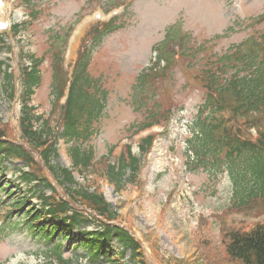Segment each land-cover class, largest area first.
I'll return each instance as SVG.
<instances>
[{"label":"rangeland","instance_id":"1","mask_svg":"<svg viewBox=\"0 0 264 264\" xmlns=\"http://www.w3.org/2000/svg\"><path fill=\"white\" fill-rule=\"evenodd\" d=\"M119 7L128 11L115 12L122 27L104 34L97 43L88 38L81 47L90 58L87 73L94 82L90 93L104 94V109L97 120L88 123L86 141H64L60 112L53 109L55 52L64 56V68L70 73L78 39L96 22H107L113 15L107 11ZM31 13L36 19L19 34L12 33L11 28L28 22ZM3 21L10 23V29L0 32L4 41L0 61L10 68L17 95L15 100L9 98L0 74V123L9 125L16 142L22 138L23 69L30 66L33 56L42 60L41 84L34 88L29 106L57 131L59 157L45 164L39 178L50 182L60 197L73 200L60 172L66 169L74 177L70 190L87 188L102 194L118 216L115 222L103 220L125 228L141 245L147 264H236L226 253L224 231L231 227L248 230L264 222V200L238 205L235 192L240 185L234 184L233 176H242L241 186L250 188L253 181L247 167L238 161L239 175H233L232 161L225 154L213 158L199 153L203 143L200 124L209 113H202L207 89L201 78L208 70L217 72L221 58L250 36L264 33V0H0ZM172 28H178L181 38L178 35L167 43L166 49L181 60L168 69L161 67L160 76L139 86L138 78L156 62V46ZM185 47L192 55L182 56ZM163 71H167L165 77ZM235 72L229 70L222 77ZM243 74L253 73L246 68ZM157 111L153 118L151 112ZM169 113L168 123L140 133L148 119L160 121ZM35 126L39 129L41 122ZM148 135L156 137L142 158L139 175L135 179L127 176L118 192L101 177L106 164L116 163L129 145L140 157V141ZM73 145L93 152L89 172L74 167ZM24 146L30 150L29 144ZM32 154L43 164L40 154ZM50 166L56 169L55 176ZM25 170L24 163L15 160L0 163V264H60L53 252L57 246L72 264H107L106 256L91 263L88 248L77 246L82 235L102 230L95 214L81 209L88 220L69 236L59 230L48 238L35 231L26 212L40 210V198L49 197L52 191L37 182L26 184L21 177ZM24 200L28 202L19 207L17 203ZM108 248L111 254L122 250L116 238ZM131 258L127 249L124 264H132Z\"/></svg>","mask_w":264,"mask_h":264},{"label":"trees","instance_id":"2","mask_svg":"<svg viewBox=\"0 0 264 264\" xmlns=\"http://www.w3.org/2000/svg\"><path fill=\"white\" fill-rule=\"evenodd\" d=\"M31 16L36 18L33 13ZM119 21L120 19H112L106 23L91 25L86 30L85 40L88 38L95 39L97 43L104 34L119 30L122 27L118 24ZM18 28V26L14 27V32H18ZM177 29H170L165 41L156 46L158 58L149 72L138 78L139 86L145 84L148 79L153 81L160 76L161 67L165 66L168 69V67H173L179 63L180 55L176 57L166 49L167 43L178 38V35L180 36ZM1 44L2 39H0V49L2 48ZM186 47L181 53L182 56L184 53L185 55H192V52ZM231 51L221 58V68L217 72L208 70L205 76L201 78L207 89L202 113L205 110L209 113L200 124L203 143L199 153L202 156L211 154L213 158L218 155L221 158L222 154H225L228 160L232 161L231 171L233 175H239L236 170L238 161L247 167V173L251 174V181H253V186L250 188L245 189L241 186L242 176H233L234 184L238 187L240 185V191L235 192L236 200H238V205L244 206L260 199L264 200V33L250 36L241 47L237 46ZM83 52H80L77 57L69 97L60 113L59 124L61 121L63 123V133L60 136L67 142L86 141L89 137L90 124L88 123L92 119L97 120L99 118L105 105L106 97L104 94L98 97L90 93V89L94 87V82L87 73L90 58ZM62 59V55L55 52L54 63L52 64V87L57 100L64 94L68 83V78L63 74ZM32 62L33 69L25 71V99L19 119L22 134L21 143H15L13 132L8 124L0 123V163L9 159L24 163L29 170L22 172V180L26 184L33 182L43 184L52 191L50 197L43 195L40 198V210H28L26 212L31 226L36 232H40L48 238H53L59 230L65 236H69L73 228L79 227L88 220L80 213L81 209H84L82 210L83 213L92 212L91 214H95L101 221L102 227L100 232L87 234L78 244L88 248L91 263L96 262L101 256H106L107 264H124L125 251L130 249L132 264H147L139 242L125 228L107 224L104 221L115 222L118 216L111 211L110 205L102 194L96 191L91 192L87 188L80 191L75 190L76 192L70 190L74 185V177L73 172L66 169L60 172L63 182L70 186L68 189L69 197L73 200L60 197L50 182L39 178V175L44 172L45 164L49 166L52 159L59 157V148L56 142L57 131L53 132L49 122L38 116L35 113V108L29 106V102L35 94L34 88L38 87L41 82L39 68L42 60L35 59L33 56ZM2 66L3 63L0 62V67ZM246 68L253 74H243ZM232 69H235L236 72L228 77H222ZM162 74H164L162 77H165L167 71H163ZM5 87L9 98L14 99L16 87L13 77L8 73H5ZM159 113V111L151 112V115L156 118ZM169 116L170 113L160 121L148 119V122L139 129L144 131L154 125L161 126V124L168 123ZM39 122H41V127L38 129L35 125ZM84 122V129L81 130ZM252 129L256 130L255 135L250 133ZM155 137V135H149L140 141V157L133 154L130 145L127 146L126 151L119 156L116 163L112 164L109 161L106 164L101 177L113 185L118 192L121 191L127 176L135 179L139 175L142 158L152 149ZM25 144H29L30 150L24 146ZM32 152L40 154L43 164L33 157ZM70 157L74 167L81 171L89 172L93 166V152L84 150L82 146L73 145L70 150ZM219 162L221 161L219 160ZM50 171L54 174L56 169L50 166ZM244 175L243 177H245ZM27 202L28 200H24L17 204L19 207H23ZM79 204L81 206H78ZM46 220L51 221V224H47ZM224 233L225 250L234 263L264 264V222L254 224L248 230L227 228ZM113 238H116L122 247V250L115 254H111V249L108 248V243ZM57 247L54 248L53 252L58 263L72 264L71 261L64 260L61 250Z\"/></svg>","mask_w":264,"mask_h":264}]
</instances>
